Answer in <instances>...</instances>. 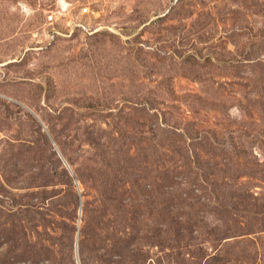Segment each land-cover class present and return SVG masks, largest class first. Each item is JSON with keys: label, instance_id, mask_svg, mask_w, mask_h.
I'll list each match as a JSON object with an SVG mask.
<instances>
[{"label": "rangeland", "instance_id": "obj_1", "mask_svg": "<svg viewBox=\"0 0 264 264\" xmlns=\"http://www.w3.org/2000/svg\"><path fill=\"white\" fill-rule=\"evenodd\" d=\"M97 167L143 264H264V0H0V264H97Z\"/></svg>", "mask_w": 264, "mask_h": 264}, {"label": "trees", "instance_id": "obj_2", "mask_svg": "<svg viewBox=\"0 0 264 264\" xmlns=\"http://www.w3.org/2000/svg\"><path fill=\"white\" fill-rule=\"evenodd\" d=\"M125 155V151H124ZM135 157L132 155H125L124 161L130 162L134 161ZM133 168L134 165H129ZM137 170V169H133ZM94 197L97 204L96 211L97 217L93 222L90 219L87 220L85 227L81 231V236L83 237V242L86 240L88 242L94 243L96 247V263L97 264H143L147 258V252L144 251V237L139 234V230L131 223L135 218L127 217L126 226L121 229V220L118 216V213L114 210L113 207H108V192L112 191L111 181L106 179L102 167H97L94 169ZM128 176H132L138 181L144 180L142 173L132 171L128 173ZM125 186V185H124ZM145 187V186H144ZM124 191H128V188L123 187ZM255 195L251 194L249 191H243L242 193L234 194L236 201H234L233 206L238 207L242 206L243 203L240 201H246L247 206L251 205L252 200H258L259 198L254 197ZM240 200V201H239ZM244 203V206H245ZM217 205H224L223 203H217ZM246 208V206H245ZM112 210V211H111ZM123 216H129L127 213H124ZM175 216L172 215V212L166 216L167 227L176 224ZM192 220V217H187L183 223L189 224ZM221 219H217L220 221ZM164 223V224H165ZM179 224L180 221H179ZM245 231V230H244ZM26 232V231H24ZM229 236L226 232L219 238V240L227 239ZM78 240V239H77ZM218 240V241H219ZM77 242V241H76ZM31 240L22 245L17 244L16 247H13L12 250L14 254H18L20 260L19 264H37L39 258V253L36 247L31 244ZM79 246V243H78ZM82 248V243H81Z\"/></svg>", "mask_w": 264, "mask_h": 264}, {"label": "built area", "instance_id": "obj_3", "mask_svg": "<svg viewBox=\"0 0 264 264\" xmlns=\"http://www.w3.org/2000/svg\"><path fill=\"white\" fill-rule=\"evenodd\" d=\"M87 10H88V8H83L81 11L83 12V13H86L87 12ZM56 13L55 12H53L52 14H50L49 16H48V22L50 23V24H53L54 22H56V20H57V17H56V15H55ZM68 25H70V23H68ZM74 28H78V29H81V30H83V31H85L86 33H88V34H92V33H94V32H96L98 29H96V28H91L89 25H87L85 22H82V21H80V20H75V21H73V25H72V27L70 28V33H72L73 31H74ZM55 33L54 34H59V32H57V31H54ZM52 35V39H54L55 38V35Z\"/></svg>", "mask_w": 264, "mask_h": 264}, {"label": "water", "instance_id": "obj_4", "mask_svg": "<svg viewBox=\"0 0 264 264\" xmlns=\"http://www.w3.org/2000/svg\"><path fill=\"white\" fill-rule=\"evenodd\" d=\"M55 148H56V145H55ZM59 155L62 157V159L64 160L65 164L69 167L70 171L73 173V171L71 170L69 164L66 162V160L63 158L62 154L60 152H58ZM76 253H77V259H78V240L76 242ZM78 263L80 264L79 262V259H78Z\"/></svg>", "mask_w": 264, "mask_h": 264}]
</instances>
